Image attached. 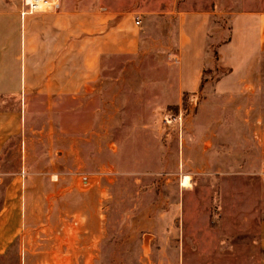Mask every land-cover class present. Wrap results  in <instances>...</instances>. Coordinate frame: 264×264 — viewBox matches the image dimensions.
<instances>
[{"label": "rangeland", "instance_id": "obj_1", "mask_svg": "<svg viewBox=\"0 0 264 264\" xmlns=\"http://www.w3.org/2000/svg\"><path fill=\"white\" fill-rule=\"evenodd\" d=\"M249 38L235 39L222 85L225 70L196 86L198 68L185 64L186 88L197 91L177 90L179 60L164 59L158 40L146 59L109 63L72 128L35 119L0 168V213L14 207L10 190L21 226L0 264H261L264 54L240 91L258 50Z\"/></svg>", "mask_w": 264, "mask_h": 264}, {"label": "crops", "instance_id": "obj_2", "mask_svg": "<svg viewBox=\"0 0 264 264\" xmlns=\"http://www.w3.org/2000/svg\"><path fill=\"white\" fill-rule=\"evenodd\" d=\"M262 3L60 0V9L39 13H28L20 3H0V168L7 155L20 151L35 119L51 114L47 116L53 123L76 125L77 108H93L94 101L86 105L83 101L97 99L102 85L107 84L109 63L146 59L157 50L154 46L158 40L163 44L159 49L164 59L175 55L179 60V68L171 70L173 86L193 92L196 88H186L185 64L198 68L197 73L189 72L197 76L196 86L206 80L205 72L212 75L217 69L225 70L216 84L222 85L234 73L228 62L235 39L245 36L249 42V37L256 38L255 64L240 83V91L245 90L259 75L264 54V8H250ZM210 88L215 90L214 85ZM56 129L54 126L41 133L53 135ZM247 138L251 140L252 133ZM18 179L15 176L9 188H14ZM7 199L14 207L0 213V253L21 232L17 197L8 190ZM260 239L264 254V220L260 222Z\"/></svg>", "mask_w": 264, "mask_h": 264}, {"label": "built area", "instance_id": "obj_3", "mask_svg": "<svg viewBox=\"0 0 264 264\" xmlns=\"http://www.w3.org/2000/svg\"><path fill=\"white\" fill-rule=\"evenodd\" d=\"M23 5L27 8L28 13H39L60 9V0H24ZM136 23L138 26L141 24L139 18L136 19Z\"/></svg>", "mask_w": 264, "mask_h": 264}, {"label": "bare ground", "instance_id": "obj_4", "mask_svg": "<svg viewBox=\"0 0 264 264\" xmlns=\"http://www.w3.org/2000/svg\"><path fill=\"white\" fill-rule=\"evenodd\" d=\"M182 187H184L186 189L191 188V180H190V178H188V177L183 178V180H182Z\"/></svg>", "mask_w": 264, "mask_h": 264}]
</instances>
